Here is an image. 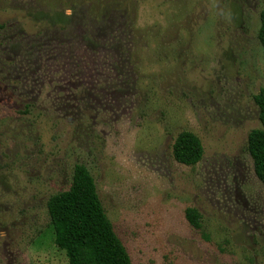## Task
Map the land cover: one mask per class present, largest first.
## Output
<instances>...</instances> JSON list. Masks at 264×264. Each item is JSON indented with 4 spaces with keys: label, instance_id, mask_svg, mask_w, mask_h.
Here are the masks:
<instances>
[{
    "label": "rangeland",
    "instance_id": "374dc122",
    "mask_svg": "<svg viewBox=\"0 0 264 264\" xmlns=\"http://www.w3.org/2000/svg\"><path fill=\"white\" fill-rule=\"evenodd\" d=\"M33 1L0 0V264H67L47 202L76 163L131 264H264L247 150L264 0H70L71 22L41 31L22 17ZM182 130L202 143L194 165L173 158Z\"/></svg>",
    "mask_w": 264,
    "mask_h": 264
},
{
    "label": "trees",
    "instance_id": "16d2710c",
    "mask_svg": "<svg viewBox=\"0 0 264 264\" xmlns=\"http://www.w3.org/2000/svg\"><path fill=\"white\" fill-rule=\"evenodd\" d=\"M76 4L70 0H36L26 5L22 17L39 31L62 28L74 17L66 11H76ZM0 28H5V24H0ZM257 37L264 55V9L260 12ZM253 100L258 108L260 127L249 132L247 150L254 173L264 185V86ZM172 155L181 164L194 165L203 155L202 143L193 132L182 130L174 139ZM47 209L54 243L65 252L67 264H131L125 246L104 211L93 176L84 164L74 165L70 187L53 194L48 199ZM185 218L194 228L201 227V216L195 207L185 209Z\"/></svg>",
    "mask_w": 264,
    "mask_h": 264
}]
</instances>
